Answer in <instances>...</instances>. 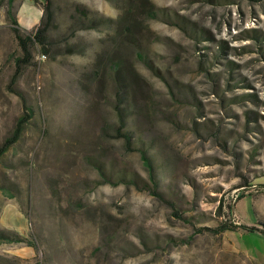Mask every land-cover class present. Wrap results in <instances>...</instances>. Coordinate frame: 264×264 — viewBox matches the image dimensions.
Segmentation results:
<instances>
[{"label":"rangeland","instance_id":"374dc122","mask_svg":"<svg viewBox=\"0 0 264 264\" xmlns=\"http://www.w3.org/2000/svg\"><path fill=\"white\" fill-rule=\"evenodd\" d=\"M5 4L0 142L22 110L6 88L17 44ZM14 9L26 30L47 23L50 47L17 78L34 112L0 159V185L12 192L0 186V226L23 222L36 245L21 262L256 264L254 256L264 264V234L195 226L216 223L219 198L235 195L244 178L252 186L235 201V217L252 224L256 210L264 218V173L255 176L264 172V0H51L48 21L41 2L14 0ZM84 11L102 22L83 27ZM115 58L127 85L126 127L150 144L159 187H170L190 221L114 173L148 180L139 151L116 134ZM102 171L113 181L100 182ZM7 247L0 242V254Z\"/></svg>","mask_w":264,"mask_h":264},{"label":"trees","instance_id":"16d2710c","mask_svg":"<svg viewBox=\"0 0 264 264\" xmlns=\"http://www.w3.org/2000/svg\"><path fill=\"white\" fill-rule=\"evenodd\" d=\"M34 3L41 2L44 8L46 21H48L51 17V0H32ZM148 13L155 14V9H152L150 6L145 7ZM6 14L10 21V28L15 37V41L17 44V49L11 53V61L13 65V70L8 78L6 88L17 94L21 100V112L16 116L13 126L8 134H6L0 142V159L2 156L10 149V147L15 144L20 137L22 136L27 123L31 120L33 116V107L30 101L27 99L25 94L21 89L16 87V81L18 76L21 74L22 70L35 62L34 55L35 53H43L48 54L50 51L49 43L46 36V27L47 23L38 24L35 28L31 30L24 29L16 16V12L14 9V0H6L5 4ZM82 18L80 24L85 28H96L102 22L100 16H91L87 12H82ZM173 21L171 19H167ZM42 23V24H41ZM179 25V23H177ZM182 28H185V24L183 22L180 23ZM196 33V32H195ZM256 35V34H255ZM258 36V35H256ZM223 48V46H221ZM38 53V54H39ZM136 56L143 60V62L151 65L155 70L158 68L152 63L148 54L142 50H137L135 52ZM111 64L113 68L114 78L116 80V113L118 123L116 126V134L118 136L123 137L124 143L128 149L138 150L144 166L147 170L148 180H144L136 171L127 170L126 168H122L120 171H115L114 173L117 175L119 180H123L125 182H131L138 185L141 188H147L151 193H153L158 199L169 205L174 212L179 217L190 221L193 217V213L184 214L183 209L180 208V204L178 203V199L175 195L171 194L172 190L169 187V190L159 187V177L156 172V164L154 160L153 153L149 151L150 144L146 143L140 135L137 137L133 136V131L126 127V102H127V89L125 82V75L122 73V65L119 58L111 59ZM248 94L253 95L248 92ZM122 103H124L122 105ZM259 171L255 176H260L264 172ZM102 181L100 182H112L113 181V171L110 173H104L102 171ZM115 182V181H114ZM251 181H247L246 178L237 184L240 187V190L235 195L225 194L219 198V202L214 208V214H217L216 219L217 222L214 224H202L195 225L198 232L207 231L214 234L222 233L225 230H245V231H258L264 234V218L261 216L259 211L255 210L256 220L252 224H247L240 222L235 217L234 213V204L237 199L241 196L245 195L244 187H251ZM254 184V183H253ZM5 189V192L12 194L10 191V186L2 184L0 185ZM242 186V187H241ZM243 188V189H241ZM170 192V193H169ZM0 241L1 242H22L26 245L36 247L34 240L30 239L28 235H24L18 232L15 229L8 228L6 226H0ZM20 256L18 255H7L0 254V264H23L20 260ZM36 263V262H35Z\"/></svg>","mask_w":264,"mask_h":264},{"label":"crops","instance_id":"0c3cea01","mask_svg":"<svg viewBox=\"0 0 264 264\" xmlns=\"http://www.w3.org/2000/svg\"><path fill=\"white\" fill-rule=\"evenodd\" d=\"M34 18L32 19V22H34ZM25 24H27V23H25ZM1 224L3 225V226H6V227H8V228H12V229H15V230H17L18 232H20V233H22V234H24V235H28V225H27V227L26 226H24V224H23V222H19V223H17L16 225H11V224H7V223H5V222H1ZM1 225V226H2ZM19 226H21L22 228H19ZM256 232H258V231H256ZM1 242V241H0ZM4 242V241H3ZM10 244H11V247H7V248H5V249H3L5 252H8L9 253V255H18V256H20L21 258H24V257H26L27 255H30V256H32V254H30V252H29V249L28 248H30V247H32V246H29V245H26V244H22V242H9ZM14 244V245H13ZM20 244H22V245H20ZM14 246H16V247H19V248H17V249H14L13 247ZM22 256H24V257H22ZM252 262H256V264H259V262L256 260V257H254V256H252Z\"/></svg>","mask_w":264,"mask_h":264},{"label":"built area","instance_id":"2783aa9c","mask_svg":"<svg viewBox=\"0 0 264 264\" xmlns=\"http://www.w3.org/2000/svg\"><path fill=\"white\" fill-rule=\"evenodd\" d=\"M39 54H40L39 57H40V56H43V57L45 56V54H43V53H39Z\"/></svg>","mask_w":264,"mask_h":264}]
</instances>
